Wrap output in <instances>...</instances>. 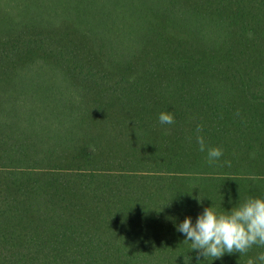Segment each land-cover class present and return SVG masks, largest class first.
Listing matches in <instances>:
<instances>
[{"label": "trees", "instance_id": "obj_1", "mask_svg": "<svg viewBox=\"0 0 264 264\" xmlns=\"http://www.w3.org/2000/svg\"><path fill=\"white\" fill-rule=\"evenodd\" d=\"M250 196L264 0H0V264H246L176 226Z\"/></svg>", "mask_w": 264, "mask_h": 264}, {"label": "clouds", "instance_id": "obj_2", "mask_svg": "<svg viewBox=\"0 0 264 264\" xmlns=\"http://www.w3.org/2000/svg\"><path fill=\"white\" fill-rule=\"evenodd\" d=\"M158 120L161 124L175 123L174 116L165 111L159 113ZM202 131L203 126L198 124L196 142L199 151H206L207 162L215 164L223 150L208 147L200 135ZM224 165L230 167L231 162L225 160ZM197 202H201L199 198ZM176 227L184 235V242H190V250H196L198 256L213 260L226 253L245 255L253 246L264 248V197H247L227 211L205 207L194 223L190 217H185ZM246 264H264V251L255 258H248Z\"/></svg>", "mask_w": 264, "mask_h": 264}]
</instances>
